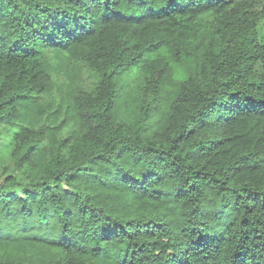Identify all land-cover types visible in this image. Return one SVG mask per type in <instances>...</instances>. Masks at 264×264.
Returning <instances> with one entry per match:
<instances>
[{
  "label": "trees",
  "instance_id": "obj_1",
  "mask_svg": "<svg viewBox=\"0 0 264 264\" xmlns=\"http://www.w3.org/2000/svg\"><path fill=\"white\" fill-rule=\"evenodd\" d=\"M0 264H264V0H0Z\"/></svg>",
  "mask_w": 264,
  "mask_h": 264
}]
</instances>
